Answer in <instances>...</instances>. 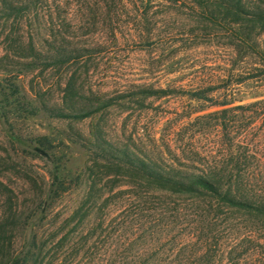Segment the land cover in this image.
<instances>
[{
	"label": "rangeland",
	"instance_id": "374dc122",
	"mask_svg": "<svg viewBox=\"0 0 264 264\" xmlns=\"http://www.w3.org/2000/svg\"><path fill=\"white\" fill-rule=\"evenodd\" d=\"M53 1V9L61 7L65 50L81 57L64 64L0 62V215L10 207L22 215L15 250L22 257L41 247L39 264L182 258L191 218H176L169 197L148 199L143 192L141 198L127 185L114 187L117 169L103 167L99 147L129 151L171 172L197 173L230 150L242 152L241 127L250 117L222 111L264 99L261 24L227 15L214 0ZM24 30L26 44L32 37L38 49L52 51L36 25ZM92 108L100 109L84 119L54 115ZM226 118L233 121L230 142L221 126ZM262 131L260 119L250 139ZM254 151V161H264V142ZM56 177L69 190L51 199ZM256 238L263 245L244 247L256 256L239 264H264V233Z\"/></svg>",
	"mask_w": 264,
	"mask_h": 264
},
{
	"label": "trees",
	"instance_id": "16d2710c",
	"mask_svg": "<svg viewBox=\"0 0 264 264\" xmlns=\"http://www.w3.org/2000/svg\"><path fill=\"white\" fill-rule=\"evenodd\" d=\"M53 2L56 3V0ZM252 2L250 0H214L213 5L227 15L261 24V31H264V0ZM62 23L61 7L53 9L50 6V0H0V28L3 29V34L7 33L4 38L6 52L0 58V62H14L18 59L19 62L64 64L78 59L80 55L65 50V45L60 38L63 37ZM34 25L38 30L37 35L41 37L40 42L44 45H52L51 52L38 49L32 37L26 44L24 29H32ZM49 30L50 34L52 33L50 37L47 34ZM42 31H45L46 36L41 33ZM246 35L244 43L250 39L248 34ZM34 66L40 67L38 64H23L22 67L30 69ZM73 90L71 84L66 88L68 94ZM145 94L160 96L166 95L167 92L146 90ZM224 105H231V103ZM99 109L74 110L72 114L64 110H54V115L59 118L84 119L97 113ZM232 110L241 111L244 116L250 117V121L241 127L242 152L239 151L236 156H233L230 150L223 161H214L213 165H208L198 173L171 172L158 163L140 158L129 151L107 150L99 147L105 157L106 163L103 167L109 171L117 169V174L110 180L114 187L127 185L135 190L133 192L136 195L137 190L142 192L141 195L138 193L139 197L145 192L148 199L150 195L154 196L156 193L169 197L173 200L176 218L186 216L191 218L189 233L181 240L182 251L188 250L187 254L181 255L182 258L170 259L154 255L132 261V264H224V260H226L225 264H239L243 256L247 254L256 256L257 252L253 248L263 243L256 238V233L260 231L264 233V161H254L256 154L254 149L264 142V131L258 133L253 139H250V136L253 124L260 119L264 120V99L225 109L222 114H228ZM232 122L226 118L221 123L229 142ZM121 173L129 176L130 181L123 182L118 176ZM58 181L56 177L52 184L51 199L60 197L69 190L68 187L62 189V186H58ZM93 182V185L97 186V179ZM89 196L88 201H91L92 193ZM9 201L12 202L10 199ZM164 203L172 206V202ZM21 220L22 215L19 209L13 207H10L8 212H4V216L0 215V264L30 262L39 264L41 247H36L37 252L32 254L28 252L22 257L14 248L13 238L21 227ZM223 225L225 227L221 229ZM225 230L228 232L227 235ZM245 243H252L253 248L244 250Z\"/></svg>",
	"mask_w": 264,
	"mask_h": 264
}]
</instances>
